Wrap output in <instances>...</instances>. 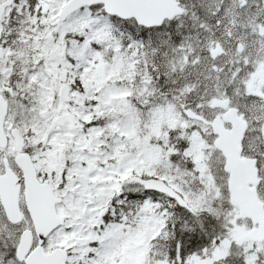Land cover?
<instances>
[{
    "label": "snow or ice",
    "instance_id": "1",
    "mask_svg": "<svg viewBox=\"0 0 264 264\" xmlns=\"http://www.w3.org/2000/svg\"><path fill=\"white\" fill-rule=\"evenodd\" d=\"M0 264H264V0H0Z\"/></svg>",
    "mask_w": 264,
    "mask_h": 264
}]
</instances>
